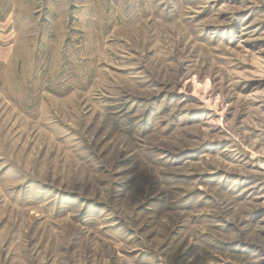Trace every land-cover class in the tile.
Segmentation results:
<instances>
[{"label": "rangeland", "instance_id": "1", "mask_svg": "<svg viewBox=\"0 0 264 264\" xmlns=\"http://www.w3.org/2000/svg\"><path fill=\"white\" fill-rule=\"evenodd\" d=\"M0 29V264H264V0H0Z\"/></svg>", "mask_w": 264, "mask_h": 264}, {"label": "crops", "instance_id": "2", "mask_svg": "<svg viewBox=\"0 0 264 264\" xmlns=\"http://www.w3.org/2000/svg\"><path fill=\"white\" fill-rule=\"evenodd\" d=\"M2 25V23H1ZM0 31H2L0 33V58L4 57V55H6V48L4 47L3 43L6 42L8 40V33H6L5 29H0ZM5 51V52H4Z\"/></svg>", "mask_w": 264, "mask_h": 264}]
</instances>
